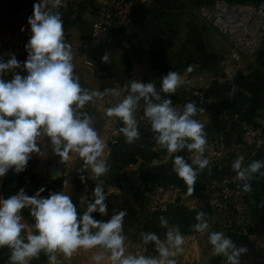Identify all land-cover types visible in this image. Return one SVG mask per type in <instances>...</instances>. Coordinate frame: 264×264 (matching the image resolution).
<instances>
[{
    "label": "clouds",
    "instance_id": "obj_1",
    "mask_svg": "<svg viewBox=\"0 0 264 264\" xmlns=\"http://www.w3.org/2000/svg\"><path fill=\"white\" fill-rule=\"evenodd\" d=\"M61 7H66L65 0H36L27 21L31 30L25 44L27 59L21 62L15 53L7 60L0 57V178L10 170L17 174L25 171L32 154H41V139L45 136L50 138L61 163L68 162L74 153L83 160L79 172H89L88 178L94 181L107 175L110 164L105 141L94 126V117L84 109L111 96L116 103L108 106L106 116L122 122L119 133L126 143L141 138L137 114L142 108L140 119L150 124L155 142L167 152L172 171L192 194L198 175L210 164L204 156L208 143L205 125L195 118L204 109L198 110L190 101L180 110L170 96L189 83L186 74L194 70L193 66L187 67L185 75L169 71L161 77L159 87L155 81L137 79L129 80L123 90L85 88L76 74L72 45L65 39ZM102 59L108 62L109 57L105 54ZM18 69L27 74L21 75ZM6 74L11 78L6 79ZM261 145L264 140L257 142L258 147ZM185 150L193 154L190 162L178 155ZM231 167L236 179L243 182L244 192L253 191L249 181L254 177L264 178V159L245 165L244 155H238ZM80 179L85 182L83 175ZM102 185L103 181L96 183L91 199L80 200L87 205L83 212H78L65 191L42 196L43 187L34 195L21 188L7 198L0 196V249L6 246L10 251L5 264H31L41 253L48 264H62L58 254L70 260L80 250H94L90 257L93 264H179L178 258L185 253V236L179 225L171 224L165 216L159 217L160 227L166 229L164 239L155 232L140 233L144 246L154 242L157 255L128 250L126 209L113 210L115 214L106 221L94 218V213L108 215L105 201L111 193ZM25 209L34 223L24 218ZM196 220L192 227L201 234L208 233L213 256L225 258L224 264H241L245 247L237 246L223 232L211 231L204 211L196 213Z\"/></svg>",
    "mask_w": 264,
    "mask_h": 264
},
{
    "label": "crops",
    "instance_id": "obj_2",
    "mask_svg": "<svg viewBox=\"0 0 264 264\" xmlns=\"http://www.w3.org/2000/svg\"><path fill=\"white\" fill-rule=\"evenodd\" d=\"M211 1L137 0L131 27L117 35H112L102 50L93 52L88 48L87 43L92 30L94 12L105 0H65L66 7L60 8L64 20L65 39L72 45L75 70L80 77L81 85L99 91H103L102 87L123 90L129 80L139 79L144 82L155 81L159 87L161 77L169 71H177L182 75V72H185L190 65L194 69L192 72L199 71L207 74L208 72H220L225 88L222 91L221 102L204 107V111L198 113L196 117L205 125L208 141L205 153H207L211 138L215 135L222 133L228 137L236 136L240 133L244 123L254 121L264 110V37L263 43L253 51L234 47L232 42L221 35L209 23L208 18L200 12V7ZM231 1L241 5H254L260 0ZM34 3L36 0H0V57L3 59L7 60L12 53H15L21 62L27 59L25 44L31 36L27 21L33 13ZM105 54L109 57L108 62L102 59ZM191 75L187 80L196 81V78H192ZM5 78L9 79L7 74ZM193 85L201 87L204 84L196 81L190 86ZM183 88L185 87H180L175 94L170 96L173 104L182 99ZM115 103L116 99L108 96L103 101H98L97 108L101 111L106 106ZM102 116L105 119L108 118L106 111ZM142 116L141 108L137 119L143 120L140 119ZM108 119L109 124L105 123L99 131L105 144L109 141L108 151L112 153L120 150L126 151L131 155V161L136 157L139 164L144 163L149 166L144 170L150 171L146 178L149 181L147 185L165 182L173 177L174 180L186 186V196L182 197L178 203L170 205L167 210L152 212L149 211L147 204L142 203L138 212L142 221L137 232L134 231L132 225L134 210L129 207L130 205L125 207L128 215L125 217L124 232L127 236L129 251L139 250L146 255H157L154 242L144 246L140 233L142 231L155 232L160 235L161 239H164L166 229L160 227L159 217L165 216L171 224L179 225L185 236V253L178 258L179 264H201L202 262L224 264L225 258L212 255L213 249L208 243V233L201 234L194 231L192 227L197 223L196 213L204 211L211 225V231L223 232L231 237L237 246L247 249L241 255V264H264L261 259L264 251V178H255V196L250 202L249 213L243 225L239 228H232L207 207L205 194L199 192L200 186L206 180L205 170L198 175L194 190L192 194H189L187 185L175 173L167 176L165 169L171 167L172 163L166 160L165 149L160 148L156 143L150 150L147 149V144L140 143L139 145H142L141 154L137 155L138 149L133 151L134 145L126 143L123 134L119 133L121 127L119 120L117 118ZM122 138L125 141L124 145H122ZM42 145H47L46 136L41 139V147ZM151 151L155 152V158L147 160L146 156ZM70 155L72 158L66 164L74 166V161L78 159V156L74 153ZM178 155L184 156L190 162L193 154L185 150ZM42 157V154L33 153L25 171L17 174L10 170L0 178V196L5 197L4 188L9 178L15 176L25 178L34 171L38 174V169H42L43 166L48 167L44 164L46 162L41 161ZM126 159L130 161L128 156ZM261 159H264V152L250 158L249 163ZM47 170L48 168L44 170L45 173ZM49 171L51 173V169ZM116 198H120L119 194H114L113 199L110 200L112 204L108 205L107 216L94 213V218L106 221L115 214L113 210L120 211ZM125 198L128 199V194ZM114 200L116 204L113 203ZM28 214L29 211L25 209L23 215ZM93 254L94 250H80L70 260H65L62 254H58V259L62 261V264H93L90 259ZM9 255L10 251L6 246L0 249V264H5ZM31 264H48L47 257L39 263L31 262Z\"/></svg>",
    "mask_w": 264,
    "mask_h": 264
},
{
    "label": "built area",
    "instance_id": "obj_3",
    "mask_svg": "<svg viewBox=\"0 0 264 264\" xmlns=\"http://www.w3.org/2000/svg\"><path fill=\"white\" fill-rule=\"evenodd\" d=\"M136 6L137 0H105L94 12L88 48L93 52L102 50L112 35L128 30ZM202 7L201 12L209 23L228 38L234 47L253 51L263 43L264 0L254 5L212 0ZM259 140H264V110L254 121L244 123L236 136L228 137L220 133L212 137L204 154L210 164L204 169L206 180L199 192L205 194L207 207L232 228L243 225L250 202L255 196L256 185L254 177L249 181L253 191L244 192L243 182L236 179V172L231 165L238 155H244L247 165L250 158L264 152V145L257 146ZM185 193V186L180 182L157 184L148 193L150 211L167 210L186 196Z\"/></svg>",
    "mask_w": 264,
    "mask_h": 264
},
{
    "label": "rangeland",
    "instance_id": "obj_4",
    "mask_svg": "<svg viewBox=\"0 0 264 264\" xmlns=\"http://www.w3.org/2000/svg\"><path fill=\"white\" fill-rule=\"evenodd\" d=\"M203 6V5H202ZM200 7V12L203 7ZM6 60V59H5ZM21 71V70H17ZM23 73H26L24 71H21ZM192 74V75H191ZM191 74H186V80L192 76V78H196V81L204 84L201 87H194L190 86L191 84H194L196 81H190L189 83H186L185 87L182 89V99L179 102H176V104H173L178 109L182 110L184 105L188 102H193L196 104L198 110L203 109L204 107H207L209 105H214L217 102H221L222 97V91L225 89L222 84V79L220 76V72H192ZM197 76L195 77V75ZM9 78H11V74H7ZM182 75H185V72H182ZM210 75V76H209ZM219 75V76H218ZM187 80V81H188ZM104 90L106 87H102ZM90 103L92 107L95 110V118L98 121L99 128L97 129L98 132L103 128V125L107 123V121H110L108 118H104L102 116L103 112H107L108 106H106L103 110L99 111L97 108V104ZM198 113H200L198 111ZM198 115V114H197ZM197 117V116H196ZM195 117V118H196ZM139 129L141 133V138L137 140L134 145V150L138 149L137 155L141 154L140 147L142 145H139L142 143L143 145L147 144V149L151 150V147L155 146L156 142L154 139V133L151 131L150 124L146 120H139ZM109 123H107L108 125ZM119 126H122V122L119 121ZM109 136V135H108ZM123 137V136H122ZM47 138V137H46ZM109 138V137H108ZM109 140V139H108ZM123 138H122V145H124ZM42 151V159L41 161L46 162L45 165H48V167L43 166L42 169H38V174L36 171L34 173H29L25 179L26 182L30 183L34 191H38L41 187H44L45 184H51L55 186L56 191H65L67 194L71 195L72 198L79 201V204L77 206L78 212H83L86 210L87 205L81 204L80 200L84 197H88L91 199L92 191L96 186V183H100V181H103V187L106 192H110L111 194L108 195L106 199V204L111 205L114 194H119L120 198H116V201H118L117 206L121 210H125V207L133 208L134 210V219H132V225L134 227V231L137 232L139 229V225L142 221V218L138 215L139 210L142 207V203L147 204V207L150 211L149 204H148V193L151 191L153 187H155L157 184H166V183H175L177 182L176 179L174 180L173 177H171L169 180L165 181L164 183H150L147 185L149 181L146 180V178L149 176L150 171H144L145 168L148 169L149 166L143 164H139L136 161V157L133 161H131V155L128 154L126 151H114L109 152V141L106 144V157L108 159V162L110 164V171L107 175L100 177L99 180L94 181L89 177V172H79L78 170L83 167V160L78 158L74 161V166L71 164L70 166L66 163L63 164H56L53 160V150L50 143V138H47V145H42L41 147ZM132 152V150H130ZM39 155V154H38ZM155 152L151 151L150 154L146 156L147 160H151L155 158ZM78 156V155H77ZM130 158V161L126 159V157ZM143 156V153H142ZM82 160V161H81ZM82 162V163H81ZM152 162V161H151ZM153 163V162H152ZM72 167V168H71ZM41 168V167H40ZM48 168V170L45 171ZM70 168V169H69ZM51 169V173L49 171ZM158 169H161V167H158ZM157 169V170H158ZM167 172V176L170 174H174L172 171V166L165 169ZM162 171L160 170V173ZM32 174H36L33 176ZM83 175L85 177V182H82L80 179V176ZM24 178V177H23ZM181 183V182H180ZM184 184V183H183ZM186 189V186H185ZM128 194V199L125 198ZM130 194L131 197H130ZM114 204L115 200L113 201ZM25 219L29 223H34L33 218L30 216V213L26 216H24ZM46 259V256L41 253V256L39 259H33V263H39L40 261H43Z\"/></svg>",
    "mask_w": 264,
    "mask_h": 264
},
{
    "label": "trees",
    "instance_id": "obj_5",
    "mask_svg": "<svg viewBox=\"0 0 264 264\" xmlns=\"http://www.w3.org/2000/svg\"><path fill=\"white\" fill-rule=\"evenodd\" d=\"M26 74L27 73L21 72V75H26ZM82 86L85 88H88L84 85H82ZM84 111H87L90 115H92L94 117V120H95L94 126L96 129H98L99 123L95 118V110L92 107V105L91 104L86 105V108L84 109ZM53 160L56 164H63V163H61V158L58 155L54 154V152H53ZM26 181L27 180L25 178H21L18 176L9 178L7 180L5 188H4L5 198L15 194L21 188H23L28 195H34L36 191H34L32 186H30L31 184L26 182ZM177 182H179V181H177ZM162 183H164V182H162ZM43 188L45 189V191L41 194L42 196H47L50 191H56L55 186H53L51 184H45V186ZM72 200H73L74 204H76L78 206L79 201L74 199V198H72Z\"/></svg>",
    "mask_w": 264,
    "mask_h": 264
},
{
    "label": "water",
    "instance_id": "obj_6",
    "mask_svg": "<svg viewBox=\"0 0 264 264\" xmlns=\"http://www.w3.org/2000/svg\"><path fill=\"white\" fill-rule=\"evenodd\" d=\"M261 259L264 261V251L262 252V254H261ZM201 264H207V263H201Z\"/></svg>",
    "mask_w": 264,
    "mask_h": 264
}]
</instances>
